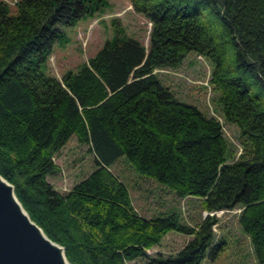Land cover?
<instances>
[{
    "label": "trees",
    "instance_id": "16d2710c",
    "mask_svg": "<svg viewBox=\"0 0 264 264\" xmlns=\"http://www.w3.org/2000/svg\"><path fill=\"white\" fill-rule=\"evenodd\" d=\"M150 22L148 46L123 33L60 78L47 60L61 26L102 12L109 0H0V175L30 219L64 248L70 264H201L222 249L216 216L195 225L175 212L144 216L110 166L124 157L139 175L193 196L207 212L239 207L238 223L264 264V0H129ZM212 63L223 121L179 101L155 70L187 53ZM75 135L94 169L68 191L48 176ZM170 230L191 238L175 254L149 256Z\"/></svg>",
    "mask_w": 264,
    "mask_h": 264
},
{
    "label": "rangeland",
    "instance_id": "374dc122",
    "mask_svg": "<svg viewBox=\"0 0 264 264\" xmlns=\"http://www.w3.org/2000/svg\"><path fill=\"white\" fill-rule=\"evenodd\" d=\"M4 1L13 12L17 0ZM61 28L63 37L53 43L46 70L58 78L67 70L76 71L106 40L120 32L140 40L147 47L151 24L133 9L129 0H109V5L102 12L83 17L74 24ZM211 70L212 63L209 59L190 51L179 67L156 69L155 72L160 82L179 101L195 105L206 115L219 120L234 154L233 159H236L242 151L237 138L238 129L223 121L217 101L218 93L209 83ZM54 161L60 170L48 176V180L60 192L68 191L95 167L94 154L75 135L70 136L54 156ZM110 168L127 184L133 205L144 216L175 212L180 221L195 225L205 216L213 215V212L202 209L198 198L179 197L170 189L137 174L124 157L119 158ZM239 212L240 208L237 207L214 213L217 218V223L213 226L215 239L222 238L224 243L221 250L212 255L206 254L201 264H258L249 236L238 223ZM190 238L188 234L170 230L158 245L146 250V253L149 256L175 254ZM125 264H145V260L137 258Z\"/></svg>",
    "mask_w": 264,
    "mask_h": 264
},
{
    "label": "water",
    "instance_id": "95a60500",
    "mask_svg": "<svg viewBox=\"0 0 264 264\" xmlns=\"http://www.w3.org/2000/svg\"><path fill=\"white\" fill-rule=\"evenodd\" d=\"M0 264H70L64 248L30 219L12 184L1 175Z\"/></svg>",
    "mask_w": 264,
    "mask_h": 264
}]
</instances>
